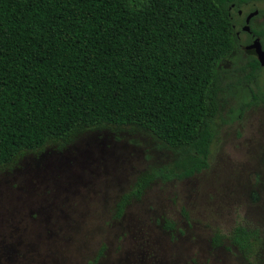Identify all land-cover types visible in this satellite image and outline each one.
Returning <instances> with one entry per match:
<instances>
[{
	"label": "trees",
	"instance_id": "1",
	"mask_svg": "<svg viewBox=\"0 0 264 264\" xmlns=\"http://www.w3.org/2000/svg\"><path fill=\"white\" fill-rule=\"evenodd\" d=\"M256 3L264 0H0V166L86 128L135 126L181 153V171L161 180L199 173L218 94L245 86L239 112L264 106V68L243 51L252 38L264 48V28L252 26L264 8L243 12ZM252 12L249 32L235 35ZM240 47L243 63L221 81L219 62ZM149 181L119 198L115 219ZM257 232L236 226L227 236L247 264Z\"/></svg>",
	"mask_w": 264,
	"mask_h": 264
},
{
	"label": "rangeland",
	"instance_id": "2",
	"mask_svg": "<svg viewBox=\"0 0 264 264\" xmlns=\"http://www.w3.org/2000/svg\"><path fill=\"white\" fill-rule=\"evenodd\" d=\"M243 60L242 47L222 59L221 81ZM247 97L245 86L218 94L207 166L185 179H160L181 171V153L135 126L86 128L0 166V264H247L227 239L236 226L258 231L250 262L264 264V106L239 112Z\"/></svg>",
	"mask_w": 264,
	"mask_h": 264
},
{
	"label": "water",
	"instance_id": "3",
	"mask_svg": "<svg viewBox=\"0 0 264 264\" xmlns=\"http://www.w3.org/2000/svg\"><path fill=\"white\" fill-rule=\"evenodd\" d=\"M238 14L241 11L238 9ZM256 15V12L249 13L245 16L243 24L240 26L239 30L235 32V35L239 33V31H243L245 33L249 32V21ZM245 51H252L261 68H264V49H262L260 42L257 38H252L250 43L244 48Z\"/></svg>",
	"mask_w": 264,
	"mask_h": 264
},
{
	"label": "flooded vegetation",
	"instance_id": "4",
	"mask_svg": "<svg viewBox=\"0 0 264 264\" xmlns=\"http://www.w3.org/2000/svg\"><path fill=\"white\" fill-rule=\"evenodd\" d=\"M263 49H264V48H263ZM243 51H245L244 48H243Z\"/></svg>",
	"mask_w": 264,
	"mask_h": 264
}]
</instances>
